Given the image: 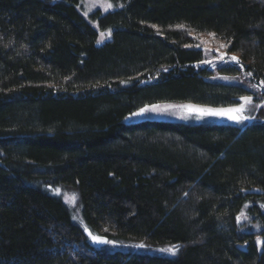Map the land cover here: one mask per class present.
<instances>
[{"label":"trees","instance_id":"16d2710c","mask_svg":"<svg viewBox=\"0 0 264 264\" xmlns=\"http://www.w3.org/2000/svg\"><path fill=\"white\" fill-rule=\"evenodd\" d=\"M110 1L0 0V264H264V0Z\"/></svg>","mask_w":264,"mask_h":264},{"label":"rangeland","instance_id":"374dc122","mask_svg":"<svg viewBox=\"0 0 264 264\" xmlns=\"http://www.w3.org/2000/svg\"><path fill=\"white\" fill-rule=\"evenodd\" d=\"M111 5V7H109ZM121 7L120 4H116L110 0H81L80 2V12L81 15L88 19L92 15H106L112 13L116 10H119ZM107 39H109V32L106 34L100 33L98 44L104 43ZM152 106H160L156 111H147L142 115H133L134 113H138L140 109L134 111L130 115L126 116L123 119V122L126 124L135 123L139 121H166V122H178V123H204V124H216L227 121H221L220 119H224L227 115L222 116H199V113L196 111H190L187 107H181L186 105L179 104H157ZM152 106H145L151 108ZM172 106V107H168ZM143 107V108H145ZM231 115H234L231 113ZM199 117V118H198ZM220 118V119H218ZM228 118V117H227ZM230 123V122H229ZM56 196L61 197L62 202L67 207V209L71 212L72 222L74 224H78V220L76 217L80 219V206L77 203V199L74 200L73 196L65 193L64 191L55 192ZM241 220V219H240ZM80 224L82 221L80 220ZM133 252L138 254H147L153 255L159 253V255H170L171 253L163 250L162 252H156V250L136 247Z\"/></svg>","mask_w":264,"mask_h":264},{"label":"snow or ice","instance_id":"6c2138e0","mask_svg":"<svg viewBox=\"0 0 264 264\" xmlns=\"http://www.w3.org/2000/svg\"><path fill=\"white\" fill-rule=\"evenodd\" d=\"M109 7H111V5H109ZM178 27H183V26H178ZM209 35L214 36V33H210ZM221 47H227L226 45H221ZM232 61L239 63L237 57L233 56ZM248 75H251V73H248ZM251 97H241V101H243L244 103H248L251 102ZM244 103H241V105L238 108H230V109H223V110H218V109H211V108H193V106H181V107H187L190 111H196L197 113H199V116H222V115H227V117L231 120L236 121L237 123L243 121L244 119H247V117H243L240 115H231V113H240L244 110ZM160 106H152L151 108L145 107L140 109V111L138 113H134L133 115H142L147 111H156ZM168 107H172V106H168ZM199 118V117H198ZM59 191V190H57ZM262 207H264V205H262ZM241 216H244L243 213H241ZM241 216L237 217V222L240 221ZM245 219H247V217H244ZM86 232H88L90 238L93 240L94 243H98V244H113L114 242L111 240H108L106 238L97 236L92 234L88 229H85ZM257 244L258 245H264V241L261 240H257ZM137 247H143V245H137ZM165 251H168L172 254H175V246H173L172 248H168L165 249Z\"/></svg>","mask_w":264,"mask_h":264},{"label":"water","instance_id":"95a60500","mask_svg":"<svg viewBox=\"0 0 264 264\" xmlns=\"http://www.w3.org/2000/svg\"><path fill=\"white\" fill-rule=\"evenodd\" d=\"M84 234H85V236L89 239L90 244H91L92 247H94V248H101V247H103V246L106 245V244H98V243H94L93 240L90 238L88 232L84 231ZM103 238H104V237H103Z\"/></svg>","mask_w":264,"mask_h":264}]
</instances>
